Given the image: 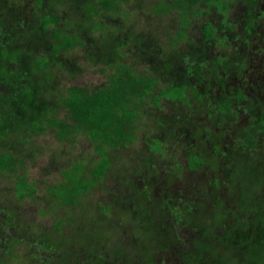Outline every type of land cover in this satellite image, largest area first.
Here are the masks:
<instances>
[{
	"label": "rangeland",
	"instance_id": "1",
	"mask_svg": "<svg viewBox=\"0 0 264 264\" xmlns=\"http://www.w3.org/2000/svg\"><path fill=\"white\" fill-rule=\"evenodd\" d=\"M159 1L119 0L108 8L99 0H0L2 22L19 19L34 24L39 15L57 13L60 18L49 24L47 33L56 28L62 38L73 41V46L54 56L56 60L48 58L37 41L28 47L14 41L17 51L0 54V61L7 59V69L28 74L37 94L33 101L28 96L10 98L9 85L0 84V112L6 117L0 124V156L13 160L0 173V264H75L84 254L87 261V253L113 246L117 247L115 258L137 242L147 249L144 264H220L222 257L227 260L223 264H233L236 256L245 262L244 253L251 246H264V152L259 148L246 154L231 141L236 136L243 139L247 120L252 130L257 128L255 108L264 100V82L258 91L251 87L264 73V0H225L224 13L201 4L197 13L185 12L182 37L177 33L181 11L176 6L161 9ZM206 22L216 28L208 40L201 32ZM22 24L14 23L15 33ZM19 57L24 65L14 61ZM112 60L120 63L126 76L151 83V89L143 101L132 99L135 116L126 130L132 138L117 146L103 145L109 163L102 176L94 179L92 171L101 154L88 133L72 130L58 138L56 127L45 124L44 111L53 110L50 114L64 118L58 98L66 99L73 87L90 93L106 84L115 70L109 64ZM221 67H226L223 83L217 77ZM202 78L207 82L200 83ZM180 84H186L183 100L159 96L157 106L151 103L161 89ZM135 86L140 92L143 84ZM253 91L258 96L251 100L255 108L246 107L247 117H239L236 105H248L247 95ZM236 92L245 99L231 97L237 101L232 113L225 102L217 112L213 96L218 103L220 96L228 101ZM35 120L37 126L32 124ZM9 121L20 129H12ZM155 143L158 149H153ZM192 156L196 162H190ZM68 174L93 181L74 203L62 199ZM17 176L27 182L28 192L33 188L32 194H18ZM185 192L189 196H183ZM169 194L182 198L178 206L190 201L199 207L200 217L193 213L188 222L207 232L195 240L196 233L188 225L183 242L164 250L166 239L159 236L157 225L173 215L165 206ZM239 205L247 212L258 211L260 223L244 218L248 223L236 227L232 220ZM230 223L232 232L249 235L235 248L223 243ZM41 237L57 258L48 261L46 253L36 250ZM201 242L209 249L185 257L188 248Z\"/></svg>",
	"mask_w": 264,
	"mask_h": 264
},
{
	"label": "trees",
	"instance_id": "2",
	"mask_svg": "<svg viewBox=\"0 0 264 264\" xmlns=\"http://www.w3.org/2000/svg\"><path fill=\"white\" fill-rule=\"evenodd\" d=\"M38 1L40 2V0ZM99 2H102L101 5H105V7L112 8L113 6L119 3V0H99ZM156 3L159 4L161 9L164 7L166 8V7L176 6L181 11L180 14L183 16V18L180 20L179 22L180 27L177 30V33L180 37L184 35L185 26L187 23V19L185 18L186 16L185 12H187L188 14L190 12L197 13L198 10L196 8L201 4L213 5L217 11H220L222 13H224L227 10L225 0H160L159 2ZM261 15L264 16V13L262 12ZM58 18L60 17L57 13H55V15L45 14V16L44 17L41 16V18L39 15L38 18L36 19L37 21L35 20L36 22L34 24L24 23L23 20H19V19L18 20L16 19L14 21L6 19L3 22L0 20V54L2 55L3 53H5V51L10 49H14L17 51L18 48L16 47V43H15L16 41H22L20 43L22 45L24 44L27 47L30 46L28 43L32 45L35 43V41H37L42 48L46 49L45 51L48 54V58L55 59V57L58 56L60 50L68 49L69 47L73 46L72 39H70L67 36L62 38L59 34L60 31H58L56 28H51L50 33H47L49 24L58 21ZM39 19L42 20V23H40ZM15 22L17 25L19 23L21 24L23 23L21 31L19 29L18 34L14 32L15 30L18 31L17 26L14 25ZM215 31H216L215 26L210 22L204 23L201 27V32L203 34L204 40L213 38L215 35ZM25 37H29L31 40ZM138 38L140 39L139 36ZM220 40H223V38H220ZM174 41H177V38H174ZM139 44H141V42ZM9 46L11 48H8ZM5 60L7 59L0 61V84L9 85L10 93L8 97L23 98L28 96L32 101L35 100L37 98L36 97L37 94L35 90H32V88L28 83V78H27L28 74L15 72L7 69L4 63ZM184 60H187V58L184 57ZM223 60L226 61L227 59L224 58ZM14 61L19 65H24V61H22V58L20 57L14 59ZM113 61L114 60L109 62V64L114 66L115 70L110 71L111 73L108 71L111 75L108 76L109 80L106 84H102V86L94 88L90 93L87 90L73 87L70 89V94L66 97V99L64 97L58 98L59 101L62 102V104L64 105L63 107V113L65 115L64 118H61L59 120L53 113L50 114V112H52L53 110L47 111L46 109L44 111L45 114L48 115V118H44L45 124L56 127L58 138L64 137L72 130L88 133L90 140L93 141V143H95V149L101 154V160L96 164V167L92 171V177L94 179H99L102 176L103 172L106 169V166L109 163L103 145L106 144L109 146H117L122 141L124 142L132 138L131 134L126 133V130L129 127L130 122L133 120V117L135 116V112H134L135 109H133L131 106V104H133L132 99L137 97L139 98L140 101H143L144 96H146L148 90L151 89L150 87H148V85H150L151 83L145 82L143 79L138 80L136 78L133 79L131 77L126 76L125 74H123V70L119 65L120 63H116ZM41 62L45 63L46 57L43 58ZM239 67L242 68L243 66L239 63L238 68ZM225 69L226 67L224 68L221 67L220 75L218 74L217 76L220 83H223L226 80V75H224L223 73ZM230 72H232L231 67L228 72V75L231 76ZM212 76L216 77V72H214ZM263 77H264V73H262L261 76H259L254 83H251V87L254 88V90L258 91L259 87L260 88L262 87V83L264 82ZM202 80L204 82H207L205 78L200 79L199 82L204 83ZM137 82L143 84V86H141L140 92L136 91L135 84ZM220 85L222 86V84ZM185 88H186V84H180V85H174L169 89H165V90L161 89L158 95L152 97L150 101L153 105L157 106L159 96L183 100L184 99L183 92ZM208 88L209 87L206 85V89L209 91ZM257 91H253L250 93V95H247V98L250 99V103H248V105L244 106V104L240 105V103L236 105L237 111L241 113L240 114L237 112L239 117H242L244 114H246V110H247L245 109L246 107L255 108L256 103L251 102V100L252 98L257 100L258 98V96L256 95ZM199 95L200 98L202 99L205 98L203 94H200V92ZM206 95H208V93H206ZM231 97H240L242 99H245V96L243 94L236 92L228 96V101L226 99L227 97L220 96L219 102L217 103L216 102L217 99L213 96L212 103L215 109L217 110V112H220V107L225 102L226 103L225 108L232 113L231 111L232 107L234 108L233 103L237 101L233 100ZM3 118L6 117H4L3 113L0 112V124L4 123L5 121ZM36 120L33 121L32 123L35 126H37V122L39 121V119L38 121ZM66 120H69L71 122L69 123V121ZM259 120L260 121H256V123L258 124L256 129H260L262 132L261 133L262 137H264V125L261 122L262 119L259 118ZM8 124L12 129L14 128L20 129L18 125L12 124L10 121L8 122ZM62 125H64L65 128H63ZM252 126L253 125L250 124V121L247 120V123L245 125L246 129L243 130L244 133L243 139H239L238 136H236L231 140L232 143L235 144L234 146H236L237 149L246 152V154L247 152H249L248 154H252L257 149H259L258 146H261V144H262V151L264 152V138H262V140L260 141L259 137L253 134L252 131L254 129L252 130ZM61 128L63 130H61ZM96 142H99L98 146H96ZM158 146L159 144L155 143L153 149H158ZM194 159L195 157L192 156L190 157L189 160L190 162L191 161L196 162ZM12 161H13L12 157H9V155H1L0 173L2 172L6 163L7 162L10 163ZM199 161L202 164L203 161L198 160L197 162ZM67 177H68V182L66 187L67 191H63L64 193L62 199L66 203H74L75 200L78 198V196L81 193L85 192L90 185H92L93 181L78 180L77 175L74 176L72 174H68ZM16 180H17L16 188L20 196L33 193V188H31L28 192L27 190L28 185L25 180L21 179L18 176L16 177ZM69 184H72V186L69 187ZM56 194H59V192H56ZM184 195L189 196L187 192H185L183 196ZM181 199L182 198H180L176 194L175 195L169 194V196H167L168 204L165 206L166 208H168V210L171 213H173V215L170 216V219H165V221L162 219V221H159L157 225V227L161 231V232L159 231L160 233L159 236H162L163 238L166 239L162 241V249L164 250L165 248H168L169 244L180 245V243L183 242L182 235L184 234V227H187L188 225L190 226L189 228L191 229V231H194L196 233L195 236H197V239L195 240H198L203 233L207 232L205 229H203L202 226L193 225L192 220L188 222V218H191V215L193 213H195V215L202 213L200 208L195 207L196 205H192L194 203L190 204V201H183L182 206H178V203L180 202L179 200ZM239 211L241 212L239 213ZM247 211L248 210L245 208V206L242 205L236 206L237 213L235 214V219L232 220L236 227H240V225H245V223H248L244 221V218L260 223L261 221L260 216L262 215L258 211H254L253 208L252 211L250 212ZM229 212L231 213L230 209ZM237 214H240V216ZM198 217H200V215H198ZM223 218H225V216ZM152 220L153 219H151V222ZM58 223L59 221L57 222V224ZM232 225L233 224L230 223L228 225L227 230H225L226 240L225 242H223L229 248L230 247L235 248L238 245L234 246V244L238 243L243 239L246 240L249 238L248 237L249 235L239 234L240 232H238L237 230H234V232H232ZM223 239H224V233H223ZM36 242L38 243L36 250H41L42 252L46 253L47 256L45 255V258L48 259V261H51V259L58 257L57 253L53 250L51 244L46 242L43 237H41L40 241H36ZM90 243H92L91 239H90ZM165 243L168 245H165ZM144 246L145 244L142 246L141 243L137 242L136 247H133L131 250H129V252H125L122 255H120L119 252V255L115 258L112 255L115 246L107 247V250L105 247L103 248L105 250L99 251L97 253H95L96 251L93 254L86 252L88 256L87 261L83 260L86 257L85 254L83 253L84 254L83 258L81 257L80 260L75 261V264H144V262L146 263L145 256H147L146 255L147 249ZM203 246L204 244L203 242H201L199 246H193L192 248H188L189 252L185 254V257L187 255L194 256L195 252L197 254L203 253L204 250L209 249L207 248L208 246L207 247L206 246L203 247ZM191 249H194L195 251ZM131 251H136V252L135 254H133L131 253ZM107 253H109L110 255L109 257ZM244 260L246 263L247 261L253 260L254 262L252 264H264V246L262 244L261 245L256 244L251 246V248L244 253ZM226 261L227 260L222 257V259H220V264H223ZM245 262L242 261L241 258H237L236 256V258L233 261V264H246ZM206 264H214V263L208 261Z\"/></svg>",
	"mask_w": 264,
	"mask_h": 264
},
{
	"label": "flooded vegetation",
	"instance_id": "3",
	"mask_svg": "<svg viewBox=\"0 0 264 264\" xmlns=\"http://www.w3.org/2000/svg\"><path fill=\"white\" fill-rule=\"evenodd\" d=\"M255 109L258 112V115H257L258 116V121H260L259 118H261L262 119L261 121H263L264 120V100H262V103H261L260 107L259 108L257 107ZM244 117H246V114H244ZM252 132H253L254 135L259 137L260 141L262 140V138H264V137H262V134H261L262 132H261L260 129H256L255 128ZM258 147L260 149H262V144H261V146H258ZM260 154H262L261 151H260ZM190 204H192V203L190 202Z\"/></svg>",
	"mask_w": 264,
	"mask_h": 264
}]
</instances>
